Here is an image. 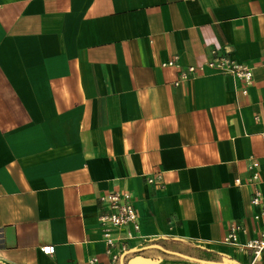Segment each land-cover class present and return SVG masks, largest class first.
<instances>
[{
	"label": "crops",
	"instance_id": "obj_1",
	"mask_svg": "<svg viewBox=\"0 0 264 264\" xmlns=\"http://www.w3.org/2000/svg\"><path fill=\"white\" fill-rule=\"evenodd\" d=\"M213 50L253 67L246 95L181 77ZM116 190L140 228L112 260L99 197ZM261 208L264 0H0V264H264L241 246Z\"/></svg>",
	"mask_w": 264,
	"mask_h": 264
},
{
	"label": "built area",
	"instance_id": "obj_2",
	"mask_svg": "<svg viewBox=\"0 0 264 264\" xmlns=\"http://www.w3.org/2000/svg\"><path fill=\"white\" fill-rule=\"evenodd\" d=\"M213 57L207 60L199 67L189 66L181 77L184 79L187 74L194 73L197 69L200 71L211 70L223 75H231L237 78L242 85V93L247 94L248 87L253 82V67L239 62L229 55H218L215 50L211 52ZM168 65H174V61L171 60ZM255 120H259V116H255ZM249 181L248 184L251 187V205H261V195L259 190V184L261 181L259 172V162L252 158L248 165ZM161 177L158 175L156 178H148V183L159 184ZM239 183V180H236ZM101 203L102 213L99 215V225L103 242L105 244V253L111 257L112 260H116L120 253L125 252L128 242L134 239L139 232L138 215L135 209L133 198L128 191H111L105 193L99 197ZM254 220L261 222L263 228H261L257 236L248 240L243 248L248 249L252 255L253 260H256L264 252V209L261 208L253 216ZM245 227L239 223H232L229 226L228 232L224 238V242L237 245L238 233L244 232ZM40 250L46 254H53L55 247L53 245H46L40 248ZM95 261V260H93Z\"/></svg>",
	"mask_w": 264,
	"mask_h": 264
},
{
	"label": "trees",
	"instance_id": "obj_3",
	"mask_svg": "<svg viewBox=\"0 0 264 264\" xmlns=\"http://www.w3.org/2000/svg\"><path fill=\"white\" fill-rule=\"evenodd\" d=\"M141 252H143V251H141ZM135 254V253H134ZM137 254H140V253H137ZM200 255H202V256H204L205 258L207 257V258H210V256L211 255H209V253H207V252H200Z\"/></svg>",
	"mask_w": 264,
	"mask_h": 264
}]
</instances>
